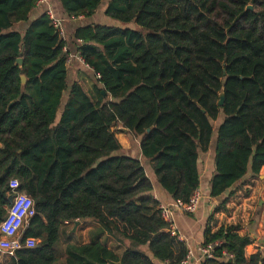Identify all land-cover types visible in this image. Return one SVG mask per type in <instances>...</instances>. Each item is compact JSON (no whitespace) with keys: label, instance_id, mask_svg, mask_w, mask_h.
Returning <instances> with one entry per match:
<instances>
[{"label":"trees","instance_id":"trees-1","mask_svg":"<svg viewBox=\"0 0 264 264\" xmlns=\"http://www.w3.org/2000/svg\"><path fill=\"white\" fill-rule=\"evenodd\" d=\"M60 1L70 18H90L106 0ZM36 4L0 0V223L17 179L37 212L24 239L40 241L8 264H180L189 250L142 163L116 156L123 148L112 127L139 139L162 189L188 203L200 188V151L222 118L210 197L225 210L235 187L264 167V0H110L107 17L142 31L75 32L85 65L101 76L97 102L70 85L67 42L50 17L30 22ZM22 23L25 33L15 30ZM86 219L128 241L125 252L101 241L62 249L63 227ZM237 231L208 229L204 245H222L202 264H264V251L246 258L253 239Z\"/></svg>","mask_w":264,"mask_h":264},{"label":"crops","instance_id":"crops-1","mask_svg":"<svg viewBox=\"0 0 264 264\" xmlns=\"http://www.w3.org/2000/svg\"><path fill=\"white\" fill-rule=\"evenodd\" d=\"M110 0L102 3L95 14L90 17L70 18L62 7L60 0L51 1V9L57 19L63 21L67 38V53L70 58H73L71 63L67 65L69 71V83H79L85 91L98 101L96 90L100 89L97 82V76L94 71L82 63L74 59L78 54L80 41L74 39L75 32L80 28L89 26H107L119 29H127L123 25H117L105 15V10ZM47 10L45 7H37L30 15V22L37 20ZM30 23L17 24L15 30L20 33H25ZM137 27V26H136ZM131 27L139 31L137 28ZM68 57V58H69ZM222 118L214 124V136L210 147L207 151H200L199 155V170H200V190L203 193V200L198 209L194 213H184L174 209L175 201L170 197L159 185L157 178L154 175L152 163L146 160L141 152L140 140L132 138L122 125L112 127V132L122 145L123 150L116 156H130L138 159L148 177L154 185L153 196L160 202L161 206L169 207L173 210L174 227L172 232L178 235L183 241L190 254L192 255L189 264H202L200 260L199 249L204 244V235L208 229L212 232H217L222 227L237 226L238 234L242 237L248 236L253 239V243L245 250L246 258L250 259L259 251H264V167L258 176L249 174L240 184L233 190L234 195L229 199L225 210L217 211L222 199H213L210 197L211 181L216 173L215 168V153L217 143V131ZM68 225V224H67ZM65 228V227H63ZM71 228V239L68 244L71 245H86L94 241H101L106 246L115 251L119 256L125 252L129 246L126 240L121 241L119 237H114L108 233H102L99 224L91 219L80 221V225L73 232L74 225ZM12 260V258H11ZM8 264V263H4ZM156 264H166L156 262Z\"/></svg>","mask_w":264,"mask_h":264},{"label":"built area","instance_id":"built-area-1","mask_svg":"<svg viewBox=\"0 0 264 264\" xmlns=\"http://www.w3.org/2000/svg\"><path fill=\"white\" fill-rule=\"evenodd\" d=\"M52 0H37V7H45L46 14L50 17L53 27L60 33L61 37L66 39V31L63 25V21L57 19L54 12L51 9ZM81 43V42H80ZM65 51L67 52L66 48ZM73 58H68L67 65L71 63ZM77 59L84 63L80 56V53L75 56ZM85 64V63H84ZM97 79H101V76H97ZM21 184L19 180L12 179L9 182V192L7 194L10 202L6 207V216L0 223V254H6L12 258L15 257L18 251L23 249H35L38 247L40 241L35 238L24 239L22 237L23 232L27 229L29 221L37 214L35 209L34 200L26 193L21 192ZM204 196L200 189H197L188 203L176 202L174 209L182 211L184 213H194ZM11 199V201H10ZM162 216L164 220L170 225V229L174 227L173 210L166 206H160ZM173 236H178L172 232ZM222 245L221 242L211 243L209 245H202L199 249L200 260L212 259L214 257V251L217 247ZM228 257L227 254H225ZM192 255L189 254L180 264H189Z\"/></svg>","mask_w":264,"mask_h":264},{"label":"rangeland","instance_id":"rangeland-1","mask_svg":"<svg viewBox=\"0 0 264 264\" xmlns=\"http://www.w3.org/2000/svg\"><path fill=\"white\" fill-rule=\"evenodd\" d=\"M111 20V19H110ZM112 22H114L115 24H119V25H123L125 26L126 28H131V27H136L134 24H129V25H124L120 22H117L115 20H111ZM137 28V27H136ZM139 29V28H138ZM139 31H142L141 29H139ZM66 38H67V35H66ZM69 227H72L71 224H68ZM68 225L66 224L62 229V232H61V238H60V245L62 247V249H64L66 247V244L68 243V241H70L71 239V232H70V229L71 228H66L68 227ZM121 241H123V239L121 237H119ZM11 258L10 256L6 255V254H0V264H4V263H9L11 261Z\"/></svg>","mask_w":264,"mask_h":264},{"label":"water","instance_id":"water-1","mask_svg":"<svg viewBox=\"0 0 264 264\" xmlns=\"http://www.w3.org/2000/svg\"><path fill=\"white\" fill-rule=\"evenodd\" d=\"M252 9V7H250L249 8V10H251ZM23 62H22V60L21 59H19L18 60V62H17V65H19L20 67H22V64ZM22 79V83H23V85H25L26 84V77H22L21 78ZM103 95L105 96V97H107L108 95L105 93V92H103ZM224 102H225V95L222 93V95H221V100H220V105L221 106H223L224 105ZM127 132H129L128 131V129H126V128H124ZM2 147V145L0 144V148ZM10 201H11V199H10ZM80 225V222L78 221L77 223H75V225H74V229H73V232H75L76 231V229H77V227ZM26 230L27 229H25L24 230V232H23V235H22V237L24 238V236H25V233H26Z\"/></svg>","mask_w":264,"mask_h":264}]
</instances>
